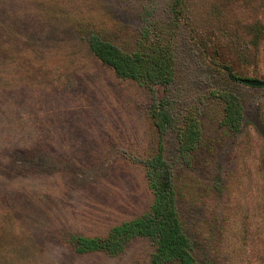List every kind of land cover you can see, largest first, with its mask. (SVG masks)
I'll return each mask as SVG.
<instances>
[{"label":"rangeland","instance_id":"374dc122","mask_svg":"<svg viewBox=\"0 0 264 264\" xmlns=\"http://www.w3.org/2000/svg\"><path fill=\"white\" fill-rule=\"evenodd\" d=\"M170 4L0 0V197L9 201L0 204V264H147L142 239L114 256L78 254L71 242L146 210L150 194L132 155L152 152L148 113L163 93L114 76L86 36L102 28L129 49L142 12L164 18ZM178 20L169 97L178 117L197 108L207 151V162L186 167L174 131L162 137L185 192L183 229L196 264H264V86L230 80L220 65L264 79V0H182ZM218 87L240 99L234 134L219 123Z\"/></svg>","mask_w":264,"mask_h":264},{"label":"trees","instance_id":"16d2710c","mask_svg":"<svg viewBox=\"0 0 264 264\" xmlns=\"http://www.w3.org/2000/svg\"><path fill=\"white\" fill-rule=\"evenodd\" d=\"M181 6L182 0H171L164 18L154 16L152 10L145 9L135 41L129 49L104 38L102 28H94L86 36L92 57L109 68L114 76L135 82L150 91L153 86L162 85L163 93L155 98L156 103L153 100L148 113L156 135L154 148L150 153L132 155V159L143 168L150 194L146 210L116 223L104 236H73L71 242L78 254L99 252L114 256L132 240L142 239L150 245L147 264H196L194 246L183 229L178 205L185 192L176 185L174 168L165 159L161 142L164 133L172 130L176 140V157L184 166L198 167L207 162V151L201 144L197 108L193 106L178 117L173 112L169 97L175 78V36ZM196 43H200L203 49L207 47L201 40ZM220 65L230 80H239L230 67L223 63ZM211 93L220 102V125L226 131L236 133L242 120L239 97L227 88L218 87ZM8 202L7 198L0 197L1 205L8 206Z\"/></svg>","mask_w":264,"mask_h":264},{"label":"water","instance_id":"95a60500","mask_svg":"<svg viewBox=\"0 0 264 264\" xmlns=\"http://www.w3.org/2000/svg\"><path fill=\"white\" fill-rule=\"evenodd\" d=\"M239 81L250 86H264V79L239 78Z\"/></svg>","mask_w":264,"mask_h":264}]
</instances>
